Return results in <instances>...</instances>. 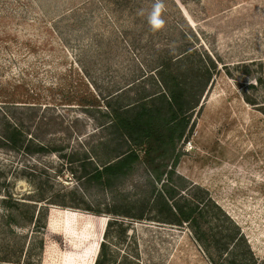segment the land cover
<instances>
[{
	"label": "rangeland",
	"instance_id": "1",
	"mask_svg": "<svg viewBox=\"0 0 264 264\" xmlns=\"http://www.w3.org/2000/svg\"><path fill=\"white\" fill-rule=\"evenodd\" d=\"M88 1L0 0V107L19 116L22 110L1 104L35 101L50 107L44 114L25 110L27 118L33 113L56 116L43 128L27 119L30 132L52 142L56 151L29 155L0 149V220L8 214L3 202L8 196L36 203L37 209L49 197L71 190L87 204L102 208L122 204L128 196H147L151 187L144 162L109 189L82 184L78 177L92 152L106 153L107 160L121 147V138L110 125L112 110L128 96L135 97L140 87L126 94L117 91L157 66L156 53L176 56L191 48L189 60L175 64L194 69L186 70L187 84L199 69H216L185 120L183 138L176 139L180 159L173 181L181 188L190 183L202 187L193 192L209 193L235 222H227L230 230L238 227L251 250L262 257L264 0H163L164 28L154 32L141 23L126 28L125 38L121 34L125 18L113 16L106 0ZM140 84L150 88L153 80L147 77ZM253 98L257 104L247 101ZM64 99H71V104H60ZM100 140H106V146L100 147ZM150 148L156 164L170 163L171 149H160L157 140ZM40 198L48 199L35 201ZM54 210L56 225L66 227L70 220L81 219L79 209ZM46 213L52 217L53 212ZM95 219L100 230L86 251L98 250L95 239L105 240L107 264H215L187 225L112 214ZM89 263L85 259L82 264Z\"/></svg>",
	"mask_w": 264,
	"mask_h": 264
},
{
	"label": "trees",
	"instance_id": "2",
	"mask_svg": "<svg viewBox=\"0 0 264 264\" xmlns=\"http://www.w3.org/2000/svg\"><path fill=\"white\" fill-rule=\"evenodd\" d=\"M88 2L93 4L96 0ZM154 2L155 0H106L112 15H121V21L124 18V23L127 21L124 32L121 33L123 38L127 33L126 28H133L141 23L149 25L145 16ZM141 9L144 10V15L138 14ZM126 43L130 47L127 41ZM191 51V48L184 49L176 56L164 51L156 53L157 66L117 91L126 94L132 88L140 87L135 97L128 96L117 109L112 110L110 125L118 132L121 147L107 160L106 153L99 155L92 152L93 156L88 157L78 177L82 184H96L109 189L116 181L132 174L137 164L144 162L147 165L146 180L151 187L147 196H128L122 204L114 202L102 208L87 204L81 195L78 196V191L71 190L62 195L58 192L56 198L49 197L47 204L40 209H37L36 203L8 196L3 201L8 214L0 220V264H82L85 259H90L89 264H107L105 240L95 239L98 250H92L93 253L90 254L86 251L88 244L92 243V236L100 230V224L95 218L100 219L106 214L154 220L163 224L187 225L207 257L215 264H264V255L256 256L240 229L236 227L235 230H230L228 223L235 222L212 200L208 191L206 193L209 196H198L193 191L201 190L199 185L190 183L181 188L173 181L180 159V154L175 149L176 139L183 138L185 120L199 104L196 98L204 94L212 80V72L216 69V66L212 72L211 68L205 72L199 69V73H193L192 81L187 84L188 67L183 69L181 65L175 64H183L184 60H189ZM190 65H194V61ZM206 74L209 76L206 77ZM147 77L153 80L150 88L140 84ZM257 82L262 83V78ZM189 85H192L190 89ZM61 101L64 103L60 104H71V99ZM247 101L258 103L256 98L252 102ZM262 103L264 113V101ZM1 105L13 106L22 112L17 116L0 107V149L29 155L56 151L52 142L39 140L30 132V126H27V119H35V125L38 124L39 128L51 125L56 116L49 118L43 115L46 108L50 107L49 104L12 100ZM25 110H40L43 114L38 116V113H33L27 118ZM101 129H106V122L101 124ZM192 131L190 128V137ZM154 140H157L160 149H171L170 163L156 164L155 158L151 159L150 145ZM99 146H106V140H100ZM46 199L48 198L35 201ZM58 208L79 209L81 219L77 218L76 222L70 220L66 227L56 225L54 215L57 211L54 209ZM46 212H53L52 217L47 218ZM77 230L83 232L77 233ZM224 255L226 258H223Z\"/></svg>",
	"mask_w": 264,
	"mask_h": 264
},
{
	"label": "clouds",
	"instance_id": "3",
	"mask_svg": "<svg viewBox=\"0 0 264 264\" xmlns=\"http://www.w3.org/2000/svg\"><path fill=\"white\" fill-rule=\"evenodd\" d=\"M165 11V4L163 0H155L152 4L150 12L147 14V22L152 31H159L164 28L165 20L163 18V13ZM139 15H144V10L141 9L138 13Z\"/></svg>",
	"mask_w": 264,
	"mask_h": 264
},
{
	"label": "bare ground",
	"instance_id": "4",
	"mask_svg": "<svg viewBox=\"0 0 264 264\" xmlns=\"http://www.w3.org/2000/svg\"><path fill=\"white\" fill-rule=\"evenodd\" d=\"M212 98V97H211Z\"/></svg>",
	"mask_w": 264,
	"mask_h": 264
}]
</instances>
